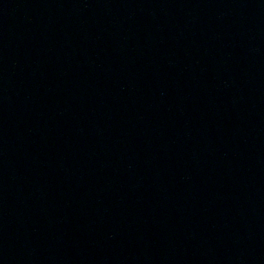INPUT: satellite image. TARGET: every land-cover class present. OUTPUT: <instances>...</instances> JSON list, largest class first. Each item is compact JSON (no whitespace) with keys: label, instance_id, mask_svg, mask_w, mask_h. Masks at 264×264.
Listing matches in <instances>:
<instances>
[{"label":"water","instance_id":"water-1","mask_svg":"<svg viewBox=\"0 0 264 264\" xmlns=\"http://www.w3.org/2000/svg\"><path fill=\"white\" fill-rule=\"evenodd\" d=\"M0 264H264V0H0Z\"/></svg>","mask_w":264,"mask_h":264}]
</instances>
